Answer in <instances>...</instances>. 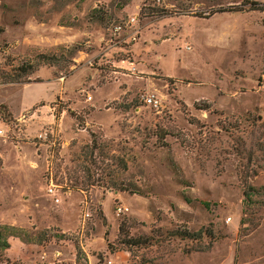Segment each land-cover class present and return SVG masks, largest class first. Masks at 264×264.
<instances>
[{
	"label": "rangeland",
	"instance_id": "1",
	"mask_svg": "<svg viewBox=\"0 0 264 264\" xmlns=\"http://www.w3.org/2000/svg\"><path fill=\"white\" fill-rule=\"evenodd\" d=\"M0 130V264H264V0H0Z\"/></svg>",
	"mask_w": 264,
	"mask_h": 264
},
{
	"label": "trees",
	"instance_id": "2",
	"mask_svg": "<svg viewBox=\"0 0 264 264\" xmlns=\"http://www.w3.org/2000/svg\"><path fill=\"white\" fill-rule=\"evenodd\" d=\"M252 10H260V4H253ZM244 10L241 9V10H238V12H243ZM24 74L27 73V71H23ZM22 76V75H21ZM23 83H28L27 81L26 82H23ZM195 107L198 109V110H201V111H208L210 109V106H205V107H202L198 104L195 105ZM93 145L96 144V141L93 140L92 141ZM92 148V147H91ZM95 151H96V147H95ZM253 192H255L254 189H250V192H246L245 193V199H246V202H245V205L247 204H251V201H252V198H253ZM264 205V204H263ZM245 220H242V224H244ZM12 231H16V228H13V227H9V226H4V227H0V251H6L10 248L11 246V243L9 242V238L10 237H15L14 235H11V236H7V234H10ZM121 231H122V227H121ZM185 236L183 238H186L187 236H189V234H184Z\"/></svg>",
	"mask_w": 264,
	"mask_h": 264
},
{
	"label": "built area",
	"instance_id": "3",
	"mask_svg": "<svg viewBox=\"0 0 264 264\" xmlns=\"http://www.w3.org/2000/svg\"><path fill=\"white\" fill-rule=\"evenodd\" d=\"M142 100L145 104H147L150 107L158 108L160 105V102L155 95L142 96ZM3 134H4L3 131L0 130V137H2ZM41 137H43V136H41ZM55 189H56L55 186H52L49 189V192L55 195ZM56 201L58 202L59 200H56ZM229 221H230V219H229Z\"/></svg>",
	"mask_w": 264,
	"mask_h": 264
},
{
	"label": "crops",
	"instance_id": "4",
	"mask_svg": "<svg viewBox=\"0 0 264 264\" xmlns=\"http://www.w3.org/2000/svg\"><path fill=\"white\" fill-rule=\"evenodd\" d=\"M52 93V92H51ZM42 95V93H40ZM41 95L39 96L40 97V100H41ZM40 100L38 101H35V102H27V101H24L22 104H23V108L24 109H28L29 107H32L33 105L37 104Z\"/></svg>",
	"mask_w": 264,
	"mask_h": 264
}]
</instances>
